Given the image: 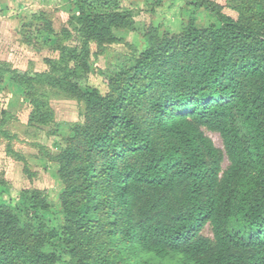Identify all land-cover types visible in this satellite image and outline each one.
I'll list each match as a JSON object with an SVG mask.
<instances>
[{"label":"trees","instance_id":"16d2710c","mask_svg":"<svg viewBox=\"0 0 264 264\" xmlns=\"http://www.w3.org/2000/svg\"><path fill=\"white\" fill-rule=\"evenodd\" d=\"M63 1L78 46L62 51V76L0 69V82L7 75L27 97L34 84L61 89L83 121L53 157L56 207L30 190L10 207L0 180V264H264V0H243L251 24L213 0H184L180 33L151 28L146 50L103 73L105 94L86 83L90 45L120 43L131 11L121 0ZM167 3L145 0L146 11ZM30 104L34 118L45 109Z\"/></svg>","mask_w":264,"mask_h":264},{"label":"rangeland","instance_id":"374dc122","mask_svg":"<svg viewBox=\"0 0 264 264\" xmlns=\"http://www.w3.org/2000/svg\"><path fill=\"white\" fill-rule=\"evenodd\" d=\"M121 1L123 7L131 11L134 30L117 31L121 40L118 44L90 45L91 70L86 75V83L102 94L107 93L103 73L112 67L126 66L146 50V36L151 28L178 34L190 15L183 9L184 0H174L173 5L163 4L153 13L146 11L145 0ZM213 2L242 23L251 24V8L245 1ZM71 10L70 4L63 0H0V69L21 71L30 77L43 74L61 77L62 51L78 46L74 24L69 20ZM198 19L200 25L211 20L203 13ZM45 25L51 27L53 35L44 33ZM31 98L45 103L39 118L32 117ZM4 114L9 118L0 127L7 135H0V180L7 184L2 197L14 208L20 192L39 191L55 206L62 186L53 157L63 149L68 129L82 123V104L69 93L47 84H34L32 97H27L9 84L6 75L0 82V120ZM202 131L222 152L219 135ZM227 165L224 157L222 170ZM202 236L212 239L209 227L204 228ZM167 263L169 261H165Z\"/></svg>","mask_w":264,"mask_h":264}]
</instances>
